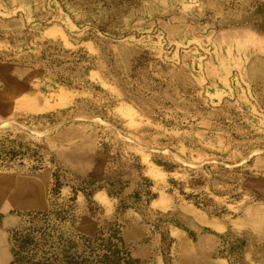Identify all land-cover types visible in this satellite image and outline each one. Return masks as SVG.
I'll use <instances>...</instances> for the list:
<instances>
[{
  "label": "rangeland",
  "instance_id": "rangeland-1",
  "mask_svg": "<svg viewBox=\"0 0 264 264\" xmlns=\"http://www.w3.org/2000/svg\"><path fill=\"white\" fill-rule=\"evenodd\" d=\"M166 231L264 264V0H0V264H163Z\"/></svg>",
  "mask_w": 264,
  "mask_h": 264
},
{
  "label": "trees",
  "instance_id": "trees-1",
  "mask_svg": "<svg viewBox=\"0 0 264 264\" xmlns=\"http://www.w3.org/2000/svg\"><path fill=\"white\" fill-rule=\"evenodd\" d=\"M188 231H189V234L192 233L190 229H188ZM210 234L213 235L214 237L222 238V237H219L218 235H214L212 233H210ZM170 244H171L170 237L166 231L165 233L161 234V243H160V247H159L163 264H172L170 254H169L170 253V246H171ZM228 262H229V264H232L231 260H229V258H228Z\"/></svg>",
  "mask_w": 264,
  "mask_h": 264
},
{
  "label": "crops",
  "instance_id": "crops-1",
  "mask_svg": "<svg viewBox=\"0 0 264 264\" xmlns=\"http://www.w3.org/2000/svg\"><path fill=\"white\" fill-rule=\"evenodd\" d=\"M185 216H186V219L188 218L189 222H191L194 225V229H199L201 231L208 230L210 233H212L214 235H222L223 234V232H221L222 230L218 231L215 227H211V226H209V224L207 225V223H204V224L198 223L194 219V216H192V215H185ZM182 231L184 233H186L184 230H182ZM170 238H172V237H170ZM171 240H172V243H173L174 239L172 238ZM191 242L194 244V248H198V242H196V240H192L191 239ZM194 242H196V243H194ZM220 260H222V259H218V261H220ZM189 261H190V259H189ZM214 261H216V260H214ZM172 264H173V262H172ZM186 264H195V262L194 261H190V262H187Z\"/></svg>",
  "mask_w": 264,
  "mask_h": 264
}]
</instances>
